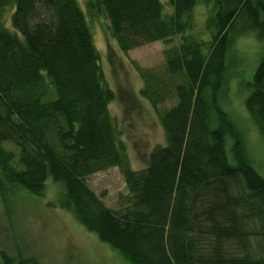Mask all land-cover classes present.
<instances>
[{
	"label": "trees",
	"instance_id": "16d2710c",
	"mask_svg": "<svg viewBox=\"0 0 264 264\" xmlns=\"http://www.w3.org/2000/svg\"><path fill=\"white\" fill-rule=\"evenodd\" d=\"M200 2L207 38L194 24ZM168 4L170 12L162 0H86L123 53L167 45L160 67L135 64L165 135L135 169L79 1L0 0V197L15 188L43 195L56 182L60 203L132 264H264V176L222 106L234 40H264V0ZM246 86V110L264 136V50ZM111 167L127 186L117 209L89 183ZM0 264L40 263L0 246Z\"/></svg>",
	"mask_w": 264,
	"mask_h": 264
},
{
	"label": "rangeland",
	"instance_id": "374dc122",
	"mask_svg": "<svg viewBox=\"0 0 264 264\" xmlns=\"http://www.w3.org/2000/svg\"><path fill=\"white\" fill-rule=\"evenodd\" d=\"M87 14L94 41L101 53L102 67L115 92L110 103L112 116L127 143L130 165L146 167L152 149L165 143L163 128L150 103L141 96L142 79L135 64L160 67L167 45L152 42L123 53L110 35L108 20L100 15L92 17L86 0H78ZM167 12L168 0H162ZM12 8H7L4 19L10 25ZM209 7L200 2L193 11L194 24L203 31ZM264 50V40L255 33L238 36L228 55L229 82L222 106L244 135L246 153L259 173L264 176V136L253 123L245 107L250 90L249 82ZM232 139L228 138L227 147ZM91 187L104 196L112 208L121 206L119 198L127 193V186L119 167L97 172L89 177ZM60 186L50 180L43 195H35L15 188L0 197V246L12 255L36 259L40 264H132L120 252L100 241L86 230L68 207L60 203Z\"/></svg>",
	"mask_w": 264,
	"mask_h": 264
}]
</instances>
